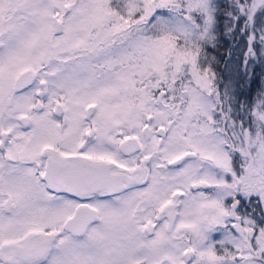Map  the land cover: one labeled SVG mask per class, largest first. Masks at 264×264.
<instances>
[{
	"label": "snow or ice",
	"instance_id": "1",
	"mask_svg": "<svg viewBox=\"0 0 264 264\" xmlns=\"http://www.w3.org/2000/svg\"><path fill=\"white\" fill-rule=\"evenodd\" d=\"M0 264H264V0H0Z\"/></svg>",
	"mask_w": 264,
	"mask_h": 264
}]
</instances>
